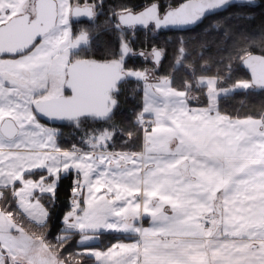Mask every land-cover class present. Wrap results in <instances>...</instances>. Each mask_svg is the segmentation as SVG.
<instances>
[{"label": "snow or ice", "instance_id": "1", "mask_svg": "<svg viewBox=\"0 0 264 264\" xmlns=\"http://www.w3.org/2000/svg\"><path fill=\"white\" fill-rule=\"evenodd\" d=\"M234 4L253 0L123 5L108 17L119 49L98 60L86 51L108 30L96 23L104 0H0V264H264V112L239 118L218 107L221 96L264 89V54L242 49L250 78L230 86H222L230 75L193 68L176 87L171 76L125 63L135 55L125 33L183 31ZM73 20L93 28L73 32ZM179 43L177 64L186 56ZM163 54L151 49L154 65ZM128 79L143 83L139 150L127 147L136 133L114 120ZM194 93L206 105L193 103ZM56 122L80 132L79 143L62 148L60 129L49 126ZM118 137H127L119 150ZM72 172L70 208L53 243L30 228L47 229L43 198L54 200L61 175ZM105 232L133 239L91 247ZM76 236L78 250L65 254Z\"/></svg>", "mask_w": 264, "mask_h": 264}, {"label": "trees", "instance_id": "2", "mask_svg": "<svg viewBox=\"0 0 264 264\" xmlns=\"http://www.w3.org/2000/svg\"><path fill=\"white\" fill-rule=\"evenodd\" d=\"M184 0H161L162 3H172L178 5ZM146 0H104V15L100 16L96 23L107 27L106 32H102L98 39H94L86 55L101 59L111 58L112 53L119 49L118 33L109 21L108 17L112 10H118L121 6L127 5L133 8H141ZM78 24L73 23L75 32L78 30ZM83 28L92 29L87 21L81 24ZM96 36V32L92 33ZM127 39L131 41V46L135 51L148 52L153 47L163 50V59L155 68L158 75H168L173 79L176 87H181L184 80H192L190 70L195 69L196 75L214 76L218 73L222 76H229L226 85L230 86L236 80L249 79L247 73L240 66L239 55L242 49L251 52L264 54V0H256L252 7H240L233 5L226 11L217 13L208 17L202 24L187 31H155L152 29L144 30L137 28L134 34L125 33ZM185 40L186 56L181 64H177L178 48L180 39ZM84 53H82L83 55ZM231 65V72L228 71V65ZM192 66L188 69L185 66ZM128 68L147 69L152 67L148 59L137 55L130 58L126 65ZM191 68V69H190ZM119 106L115 110L114 120L125 130H131L136 135L131 140V147L138 148L141 143L140 134L134 126V113L139 110L142 101V85L135 79H128L121 87L117 97ZM219 108L223 113L232 117L244 118L246 116L258 117L264 112V90H237L226 96L219 98ZM93 126L91 127V125ZM88 128L104 127L101 122H87ZM60 132L62 135L58 143L62 148H69L73 143H79L81 133L72 126H62ZM127 137H118L117 143H123ZM119 145L116 144V147ZM73 174L61 176L55 193V199L50 200L48 196L43 198L49 209L47 229L30 228L32 231H44L47 239L55 243V237L60 233L61 220L63 215L70 208L71 183ZM15 207V205H13ZM26 227H29L27 224ZM73 238L71 244L66 248L67 252H74L78 249L76 238ZM123 236L111 234L107 237L108 242H101L102 247L111 244L115 239ZM73 249V250H72ZM85 264H94L92 259H86Z\"/></svg>", "mask_w": 264, "mask_h": 264}, {"label": "crops", "instance_id": "3", "mask_svg": "<svg viewBox=\"0 0 264 264\" xmlns=\"http://www.w3.org/2000/svg\"><path fill=\"white\" fill-rule=\"evenodd\" d=\"M174 85V84H173ZM175 86V85H174ZM199 97H200V99H199V101L198 102H193V103H199L200 104V106H204V105H206V103H207V100H206V97L202 94V95H199ZM218 107H219V101H218ZM220 109V108H219ZM221 111V110H220ZM222 112V111H221ZM223 113V112H222ZM42 121V120H41ZM50 126V125H49ZM130 142L131 141H129V143H128V145H127V147L128 148H132V149H134V150H139L140 149V146L138 147V148H136V147H131V144H130ZM141 144V143H140ZM121 147H124V145L122 144V145H120V146H118V147H116V149L117 150H119ZM74 175H75V172H72ZM64 175H67V174H62L61 176H64ZM47 196V195H46ZM44 204H45V202H44V200L42 201ZM46 205V204H45ZM144 226L145 227H147L148 226V221H147V218H145V221H144ZM111 234H116V235H121V236H123V237H121V238H118V239H115V240H113L112 242H111V244H114V243H117V242H123V243H130L131 241H132V237H130V236H128V235H126V234H124V233H117V232H105V233H103L101 236H100V238L98 239V240H94V241H92L91 242V247H94V248H97V249H106L108 246H110L111 244H109V245H107V246H104V247H102L101 245H99L101 242L103 243L105 240H107L108 238L107 237H109L110 238V235ZM79 238V237H78ZM108 242V240L105 242V243H107Z\"/></svg>", "mask_w": 264, "mask_h": 264}, {"label": "water", "instance_id": "4", "mask_svg": "<svg viewBox=\"0 0 264 264\" xmlns=\"http://www.w3.org/2000/svg\"><path fill=\"white\" fill-rule=\"evenodd\" d=\"M255 0H253V2H254ZM182 2H184V1H182ZM181 2V3H182ZM180 4V3H179ZM235 5V4H234ZM232 6V5H231ZM226 9H223V10H220L219 12H222V11H225ZM219 12H217V13H219ZM214 14H216V13H214ZM211 15H213V14H209L207 17H209V16H211ZM206 17V18H207ZM205 18V19H206ZM205 19H203V21L201 22V23H203L204 22V20ZM73 21H76V20H73ZM201 23H199L198 25H200ZM198 25H193V26H190L188 29H185V30H189V29H192V28H194V27H196V26H198ZM185 30H183V31H185ZM160 31H181V30H176V29H165V30H160ZM254 55H262V53H259V52H252ZM130 57V56H129ZM129 57H127L126 58V61L129 59ZM89 58H94V57H89ZM94 59H98V58H94ZM108 59V58H107ZM98 60H103V59H98ZM126 61H125V63H126ZM240 66H241V68L247 73V75H248V77L250 78V74H249V72H248V70L243 66V64L241 63V61H240ZM261 90H264V89H259V88H256V89H254V91H261ZM43 120V119H42ZM44 121V120H43ZM46 122V121H45ZM51 125H56V126H62V125H68L66 122H56L55 124H51Z\"/></svg>", "mask_w": 264, "mask_h": 264}, {"label": "rangeland", "instance_id": "5", "mask_svg": "<svg viewBox=\"0 0 264 264\" xmlns=\"http://www.w3.org/2000/svg\"><path fill=\"white\" fill-rule=\"evenodd\" d=\"M81 29H83V27L81 26V24L79 23L78 24V30L76 31V32H79ZM72 30H73V32H75V30H74V27H73V24H72ZM148 56H149V54H148ZM149 58V57H148ZM149 60H151L150 58H149ZM185 68L186 69H188L189 68V66H185ZM149 71H153L154 70V75L155 76H158L157 74H156V72H155V68H153V67H151V68H147ZM191 69V68H190ZM192 70H193V68L190 70V73H191V77H192V79H193V76H192ZM197 76V75H196ZM137 81V80H136ZM185 81V80H184ZM137 82H139V81H137ZM141 83V85H143V83L142 82H139V84ZM195 94V93H194ZM197 94H201V93H196L195 95H197ZM42 123H44L43 121H41ZM93 126V124L91 125V127ZM107 125H105L104 124V127H106ZM85 127L86 128H88L89 127V125H87V123L85 124ZM117 145H122L123 143H121V142H118V143H116ZM79 240V238L77 237L76 238V241H78ZM73 250V249H72ZM78 250V249H77ZM77 250H74V251H77Z\"/></svg>", "mask_w": 264, "mask_h": 264}, {"label": "flooded vegetation", "instance_id": "6", "mask_svg": "<svg viewBox=\"0 0 264 264\" xmlns=\"http://www.w3.org/2000/svg\"><path fill=\"white\" fill-rule=\"evenodd\" d=\"M80 24H84L85 23V21L84 20H81V21H78ZM77 23V22H76ZM134 52H135V55H130V57H129V59L130 58H133V57H136L137 55H139L140 53H141V51H139V52H136L135 50H134ZM150 52H151V50L147 53V55L145 54V56H148V54H150ZM144 56V57H145ZM88 57H92V56H88ZM150 59H151V56L149 55L148 56ZM94 58H97V57H94ZM98 59H101V58H98ZM105 59H107V58H105ZM129 59L127 60V62L129 61ZM152 60V59H151ZM127 62H126V65H127Z\"/></svg>", "mask_w": 264, "mask_h": 264}]
</instances>
